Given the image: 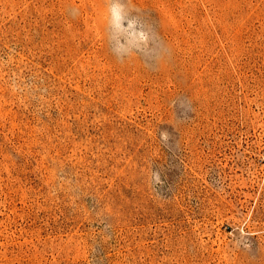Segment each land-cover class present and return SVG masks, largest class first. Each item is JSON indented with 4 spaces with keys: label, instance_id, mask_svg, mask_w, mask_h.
<instances>
[{
    "label": "rangeland",
    "instance_id": "obj_1",
    "mask_svg": "<svg viewBox=\"0 0 264 264\" xmlns=\"http://www.w3.org/2000/svg\"><path fill=\"white\" fill-rule=\"evenodd\" d=\"M0 264H264V0H0Z\"/></svg>",
    "mask_w": 264,
    "mask_h": 264
}]
</instances>
